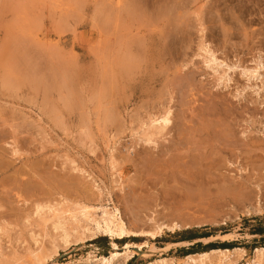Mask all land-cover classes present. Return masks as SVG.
<instances>
[{
    "label": "rangeland",
    "instance_id": "rangeland-1",
    "mask_svg": "<svg viewBox=\"0 0 264 264\" xmlns=\"http://www.w3.org/2000/svg\"><path fill=\"white\" fill-rule=\"evenodd\" d=\"M134 1L148 2L146 17L129 14L130 7L117 13L112 0H0V264H31V253L37 249L46 248L50 255L48 250L61 232L53 229L55 218L47 209L41 215L45 220L40 218L38 206L57 207L61 213L78 210L77 214L82 206L90 207L97 210V220L104 209L115 208L135 231H152L159 224L183 227L177 232L165 230L157 240L117 241L120 247L148 241L156 251L140 254L132 264L153 263L161 257L184 264L186 250L212 242L244 249L247 255L239 264H250L254 247L263 248L264 234H253L264 230V67L261 77L251 80L247 70L264 66V0H184L186 4L168 0L170 6L166 0ZM175 1V8L179 7L173 11ZM164 4L176 17L164 10ZM156 5L169 13L176 27L187 26L178 35L181 41L173 51L178 64L170 71L161 32L165 12L159 20ZM110 7L114 11H105ZM218 17L226 29H221L220 22L208 28V22ZM198 19L207 25L204 33L198 32ZM104 27L111 31L107 36ZM116 30L117 35L125 30L131 34L115 37V43L121 39L123 45H112ZM135 31L144 32L141 38L145 37L147 50L141 47L146 52L138 49L140 36L137 39ZM130 36L136 44H129ZM201 43L211 45L224 61L221 67L211 66L218 74L227 71L226 80H220L199 57ZM126 48L140 62L139 69L129 78L118 74L116 97L106 95L100 100L103 88H108L105 68L109 69L115 55L124 57ZM138 50L140 56L146 53L144 58L136 57ZM55 67L70 72L72 87L84 100L82 108L66 111L59 99V92L65 96L64 90L51 88L46 98L43 85L36 89L31 84L51 79ZM8 75L21 82L20 88H6ZM112 100L115 104L109 105ZM111 105L118 111V124L105 119ZM167 106L173 112L170 132L156 145L144 143L138 136L140 125ZM52 107L63 115V125L53 119ZM84 112L90 117L86 125L81 120ZM77 217L75 222L68 219L67 227H78L76 222L79 228L88 226L82 215ZM199 236L210 237L195 239ZM110 244V238L100 237L69 251L61 249L49 264H85L90 254L109 256Z\"/></svg>",
    "mask_w": 264,
    "mask_h": 264
},
{
    "label": "bare ground",
    "instance_id": "bare-ground-1",
    "mask_svg": "<svg viewBox=\"0 0 264 264\" xmlns=\"http://www.w3.org/2000/svg\"><path fill=\"white\" fill-rule=\"evenodd\" d=\"M104 1H106V0H104ZM113 2H112V6H113V8L116 10V12L118 13L120 10H122V9H125L126 7H130V8H132L133 9V11L130 9V11L128 10V13L129 14H131V13H136V14H134L135 15V17L137 18V16H139L140 15V17L141 18H143V17H146L147 16V10L149 11V8H148V5H146V4H148V2L147 1H145V2H147V3H144V2H137V1H134V2H132L131 3V0H130V2L128 1V0H112ZM142 1V0H141ZM150 1V0H149ZM163 1V0H162ZM165 1V0H164ZM170 1H172V0H170ZM184 0H182V2H183ZM185 1H187V0H185ZM184 1V2H185ZM136 2V3H135ZM152 2V1H151ZM157 2V1H156ZM166 2H167V4H168V0H166L165 1V4H166ZM173 2V1H172ZM188 2V1H187ZM194 2H195V0H194ZM137 4L138 6H136L135 4ZM175 3H176V1L174 2V4H172L171 6H173V11H175L174 9H177L178 7H179V5L177 6V8H175ZM135 6H134V5ZM151 4V3H150ZM154 3L152 2V5H153ZM158 4V3H157ZM162 4V3H161ZM161 4H159V6L161 5ZM163 5L162 7L163 8H165L164 6H166V5ZM170 4H171V2H170ZM170 4H168L169 6H170ZM180 5H182L181 3H179ZM185 4H186V2H185ZM107 4H105V6H103V7H107L106 6ZM151 5V6H152ZM167 5V6H168ZM99 6V5H98ZM166 6V7H167ZM184 6V5H183ZM134 7H135V9H134ZM154 7V6H153ZM155 7H157V8H159L160 10H159V12L155 15L156 17H159L160 15L161 16H163L162 15V12H165V11H171V15L172 16H174V14L172 13V10H170V9H164L165 11H163V9H162V11H161V8L160 7H158L157 5L155 6ZM181 7L182 6H180V9H181ZM137 8V9H136ZM151 8V7H150ZM187 8V7H186ZM213 8V7H212ZM104 9V8H103ZM107 9H112L111 7L110 8H105V11L107 10ZM152 9V8H151ZM155 9V8H154ZM153 9V10H154ZM172 9V8H171ZM214 9V8H213ZM101 10H102V8H101ZM113 10V9H112ZM126 10V9H125ZM183 10H184V8H183ZM210 10V9H209ZM104 10H103V12H105ZM114 11V10H113ZM132 11V12H131ZM157 11V10H156ZM185 11V10H184ZM94 12H96V11H94ZM94 12H92V13H94ZM122 12V11H121ZM120 12V13H121ZM127 12V11H126ZM207 12H208V10H207ZM219 11L217 10L216 11V14L218 13ZM111 13V12H110ZM115 13V12H114ZM114 13H112V15H114ZM118 14L119 16H121V14ZM138 13V14H137ZM176 13H177V11H176ZM183 13V12H182ZM186 13V12H185ZM198 13V12H197ZM210 14H213V12L211 13V12H209ZM97 14V13H96ZM103 14V13H102ZM116 14V13H115ZM123 14L125 15V13L123 12ZM130 15V16H134V15ZM163 14H165L162 18V20H164V18H166L165 20H164V25L162 26V40L164 41V58H165V64H166V67H167V69L170 71V69L171 68H176L177 67V62H175V60H174V57H173V51H174V48H176L175 46H176V44H178L177 42L180 40L181 41V39H178L179 37H178V35H180L181 36V31H184V29L185 28H187V26L185 27H183V25L182 24H180V28H178L179 26H178V24H177V22H176V25L178 26V27H176L175 26V23H173V22H175L174 20H171L169 17V13L168 12H165V13H163ZM201 14V13H200ZM111 15V17H113ZM137 15V16H136ZM198 15V14H197ZM95 16V15H94ZM127 14H126V18H127ZM143 16V17H142ZM149 16V15H148ZM169 16V17H168ZM198 16H202V15H198ZM197 16V17H198ZM110 17V15H108V18H107V16L104 18V19H109V21H110V19H113V18H109ZM116 17V16H115ZM115 17H114V19H115ZM129 17V16H128ZM139 17V18H140ZM174 17H176V16H174ZM221 17H222V15H221ZM152 18V17H151ZM150 18V19H151ZM179 18H181L180 16H179ZM178 17L176 18V20L177 19H179ZM217 18V17H216ZM214 19L213 20V23L211 22V21H209L208 22V25L209 26H207L206 25V23L204 22V24L208 27V28H211V25L213 24V25H217V23L218 22H220L221 23V29H224L225 27H226V24L225 23H223L224 21H223V19L222 18H220V17H218V21H217V19ZM106 19V21L105 22H107L108 20ZM125 21H126V19L125 18H123ZM153 19H154V17H153ZM202 19H203V17H202ZM208 19V18H207ZM100 20H102L103 21V18L101 19V17H100ZM132 20L134 21V17H132ZM136 20H138V22H140L141 21V19L139 20V19H136ZM158 20V19H157ZM159 20H160V17H159ZM158 20V21H159ZM121 20H120V18H118L117 19V22L119 23ZM151 21H153V22H155L154 20H151ZM198 21V27H199V29L198 30H200V31H198V32H200V33H204L205 32V30H207L206 28V26L202 23V20H200V19H198L197 20ZM205 21V20H204ZM111 22V21H110ZM109 22V23H110ZM122 22V21H121ZM121 22H120V24H121ZM131 22V21H130ZM129 22V23H130ZM108 23V22H107ZM106 23V24H107ZM107 24V26L109 25L110 26V24ZM114 23V22H113ZM145 23H147V26L150 24H148V21L146 22L145 21ZM145 23H143L144 24V26L143 27H145ZM156 23H158L157 21H156ZM163 23V22H162ZM180 23H182L181 21H180ZM103 24V23H102ZM101 24V25H102ZM135 24H137L136 22H135ZM159 24V23H158ZM42 25V24H41ZM104 25V24H103ZM119 25V24H118ZM117 24H116V26H118ZM131 25V24H130ZM138 25H140V24H138ZM182 25V26H181ZM112 26V25H111ZM132 26V25H131ZM150 26H152V23H151V25ZM113 27V26H112ZM112 27H111V29H112ZM121 27V26H120ZM120 27H116L117 28V30L120 32V30H124L123 28H120ZM125 27V26H124ZM133 27V26H132ZM131 27V28H132ZM141 27V26H140ZM161 27V26H160ZM159 27V28H160ZM184 28V29H182L181 30V28ZM191 27V26H190ZM206 27V28H205ZM105 28V27H104ZM103 28V29H104ZM115 28V29H116ZM127 28V27H126ZM136 28V27H135ZM109 29V28H108ZM110 29V30H111ZM138 29H139V27H138ZM152 29V28H151ZM194 29V28H193ZM196 29H197V27H196ZM226 29V28H225ZM105 30H106V28H105ZM104 30V31H105ZM117 30L116 31H114L115 33L117 32ZM127 31H128V29H126ZM124 31L125 33H127V31ZM136 30H137V28H136ZM188 30H190L189 29V26H188ZM210 30H212V29H210ZM107 32L106 33H104V34H106V36H107V34L109 33H111V31L110 32H108V30H106ZM130 31H131V29H130ZM151 31V30H150ZM114 32H112V34L114 33ZM122 32V31H121ZM123 32V33H124ZM136 32V31H135ZM186 32H187V30H186ZM228 32V31H227ZM118 33V32H117ZM117 33H116V35H117ZM123 33H122V36H123ZM130 33V32H129ZM129 33H127V35L126 36H128V35H131V34H129ZM148 33V32H147ZM185 32H183V35H185L184 34ZM223 33V32H222ZM134 34H136V38L138 39L139 37H137V36H140V39H138L137 40V43L139 44V46H138V49H139V47H143L144 46V48H145V50H147V48L145 47V37H142L141 38V36H143L144 35V32L143 31H139V32H136V33H134ZM114 36V34H113V38H121L122 36L121 35H117V36ZM133 35V34H132ZM118 36H120V37H118ZM204 36V35H203ZM211 36V35H210ZM133 37V36H132ZM135 37V36H134ZM133 37V38H134ZM149 37V36H148ZM183 37V36H182ZM181 37V38H182ZM185 37V36H184ZM105 38H107V37H105ZM116 38H115V41H111L112 42V45L113 44H117L118 42L116 41ZM128 38V37H127ZM110 39V38H109ZM122 39V38H121ZM121 39H118L119 41H120V43L119 44H117V45H119L120 46V44H122L121 43ZM126 39V38H125ZM131 39V40H130ZM185 39H186V37H185ZM128 40H130V41H128L129 42V44H131L132 45V43L134 42L135 43V38H134V41L132 42V38H131V36H130V38L128 39ZM184 40V39H183ZM123 41H124V39H123ZM122 41V42H123ZM179 41V42H180ZM214 41V40H213ZM107 42V41H106ZM109 42V41H108ZM107 42V44H110V43H108ZM114 42V43H113ZM115 42H117V43H115ZM127 41H125V43H128ZM202 42V41H201ZM133 43V44H134ZM183 43V42H182ZM136 44V43H135ZM123 45V44H122ZM131 45H128V46H130V47H132ZM20 46H22V45H20ZM108 46V45H107ZM125 47L127 46V45H124ZM134 46V45H133ZM180 46V45H179ZM116 47V46H115ZM135 47H136V45H135ZM142 47H141V49H142ZM112 48V46L110 47V49ZM120 48V47H119ZM123 48V47H122ZM23 49L24 50H26L24 47H23ZM108 48H106V50H107ZM113 49H114V47H113ZM127 49H129V48H126L125 49V53H123V52H121L122 51V49H119L120 51L119 52H121V53H123V54H125V56L122 54V56H124V57H122V58H119V55L117 56V55H115V56H117L116 58H115V56H114V58L112 59V56H111V63H112V61H114L112 64H109V66H108V63H109V61L108 62H106L105 63V66L107 65L108 67H109V69L107 68H105V75H104V79L106 80V82H107V84L108 85H106V84H104L105 86H108V88L107 87H105V88H103V95L102 96H100V100H101V97H102V99H107L106 98V95H107V97L108 96H110L111 95V98H114V96L116 97V95H114L115 93H114V91L115 92H117V88H116V86H117V84L116 83H118V77H117V75L118 74H121L122 76H128V78H129V75L130 74H132L133 73V71L134 70H137L138 71V69H139V67L137 68V63L139 64L140 62H138V60H135L136 58H132V56L131 55H129V53H128V50ZM151 49V48H150ZM160 49V48H159ZM21 50V49H20ZM131 49H129V51H130ZM143 50V49H142ZM141 50V51H142ZM145 50H143L144 52H146ZM176 50V49H175ZM27 51V50H26ZM113 51V50H112ZM115 51L116 50H114V53H115ZM127 51V52H126ZM139 51L140 50H138V52L136 53V57L138 58V57H143L144 58V55L146 54H144V55H142V56H140L141 55V53H139ZM150 51V50H149ZM200 51L202 52H200L201 54L199 55V57H201L202 59H203V61H205L204 63L206 64V65H208V67L210 68V69H212L213 70V72L215 73V74H218V72L216 71V68H214L213 66H211V65H215V64H217L218 65V67L220 66H223L224 65V61L222 62V61H220L217 57H216V52L211 48V45H206V43H201V49H200ZM108 52H110L109 50H107V53ZM132 52V51H131ZM144 52H142V53H144ZM16 53V52H15ZM140 55H139V54ZM158 53V52H157ZM22 54H24V51L22 52ZM33 54V53H32ZM109 54V53H108ZM112 54H113V52H112ZM116 54V53H115ZM119 54V53H118ZM128 54V55H127ZM131 54V53H130ZM24 55H26V53L24 54ZM132 55H134V54H132ZM175 55H177V54H175ZM174 55V56H175ZM107 56V55H106ZM32 58V57H31ZM107 58H109V56L107 57ZM143 58H140L141 59V61L142 60H144ZM15 61V60H14ZM38 61V60H37ZM22 62V61H21ZM143 62V61H142ZM55 63V62H54ZM19 64H21V63H19ZM182 64V63H181ZM184 64V63H183ZM258 65V64H257ZM19 66V65H18ZM106 66V67H107ZM227 66V65H226ZM259 67H257V68H255V69H253V70H247V73L250 75V80L251 79H253V78H258V77H261V75H260V70L264 67L263 65H258ZM69 68V67H68ZM136 68V69H135ZM51 69H52V67H51ZM65 69V68H64ZM61 72H60V71ZM67 70L68 69H66V71H63V70H61V69H58V68H54V72H53V70H51L52 72H53V75H51V79H48V78H45V81H43L42 79L40 80H38V81H33L31 84H33L34 86H35V88L37 89V88H39L40 87V85H43V89H44V91H45V93H44V95H45V97L47 98V97H49L50 95V90H51V88H60V90H64L65 91V96L63 95V97L61 96L62 94L59 92V99L61 98V100H62V102H63V104H64V108L66 109V111H74V110H76V109H78V108H82L81 107V102H83L84 100H81V96H80V94H78L77 92H76V90L74 91V87H72V86H74L73 84H75V83H73L74 81L72 80V76L67 72ZM70 70V69H69ZM107 70V71H106ZM114 70V71H113ZM112 71H113V73H112ZM224 70H222V72H223ZM172 72V71H171ZM227 73V71H224L223 72V74H218V76H219V79L220 80H223V79H225V74ZM247 74V75H248ZM73 75V74H72ZM102 76H103V74H102ZM131 77V76H130ZM135 77V76H134ZM36 78V77H35ZM218 79V80H219ZM35 80V79H34ZM48 80H50V81H48ZM219 80V81H220ZM226 80V79H225ZM231 80V79H230ZM102 81H104V80H102ZM122 81V80H121ZM20 81H18V83H19ZM30 82V81H29ZM47 82V83H46ZM105 82V81H104ZM17 82L15 83V81L14 80H12L11 79V76L10 75H8V76H6L5 77V79H4V84H5V86H6V88L7 89H12V90H17V87L18 86H20V83L18 84ZM103 83V82H102ZM23 84V83H22ZM17 85V86H16ZM76 86V85H75ZM255 87V86H254ZM13 88H16V89H13ZM18 88H20V87H18ZM107 88V91L105 90ZM258 89H260V86L259 87H257ZM256 88V90L258 91V89ZM54 90V89H53ZM57 90H59V89H57ZM122 90V89H121ZM11 91V90H10ZM43 91V90H42ZM43 91V92H44ZM259 92V91H258ZM51 93H52V91H51ZM108 93V94H107ZM113 95H112V94ZM47 95V96H46ZM57 96H58V94H57ZM99 96V95H98ZM97 96V97H98ZM44 97V98H45ZM45 98V99H46ZM53 98V97H52ZM110 98V99H111ZM98 99H99V97H98ZM47 100V99H46ZM48 100H49V98H48ZM94 100H96V102L98 101L97 100V98H95ZM99 100V101H100ZM170 100V99H169ZM90 101V100H89ZM46 102V101H45ZM49 102V101H48ZM111 102H114V104H115V101H110L109 102V105L111 104ZM48 104V103H47ZM50 104H51V102H50ZM107 105V104H106ZM113 105V104H112ZM111 105V106H112ZM52 106V104L50 105V107ZM83 106V105H82ZM54 107V106H53ZM52 107V109H50V111H51V114L53 115V119H55V122L57 123V125H63V120H62V116L63 115H61L59 112L60 111H58L57 109H56V107L55 108H53ZM98 107V106H97ZM83 108H84V106H83ZM111 108V109H110ZM104 109H106V108H104ZM109 110H107L106 111V117H105V119H106V121L107 122H110L112 125H114V123H119V119H118V116H117V118H116V115H117V113H118V111L116 110V108H114V106H112V107H109L108 108ZM82 110V109H81ZM110 110H112V111H110ZM161 111V110H160ZM89 112V111H88ZM115 112V113H114ZM159 112V111H158ZM104 113H105V111H104ZM114 113V114H113ZM81 114V113H80ZM79 114V115H80ZM86 114H85V112H84V114L82 113L81 114V116H82V121H83V124H87V121H89L88 119L90 118V117H88V119H87V115L85 116ZM115 115V116H114ZM151 115V114H150ZM172 116H173V112H172V109L170 108V107H165L164 109H162V111L160 112V113H157L156 115H154V116H148L149 117V122L147 121V124L145 123V122H143V121H141V122H143L140 126V130H142V133H141V135H138V136H140V140H142L144 143H146V144H155L156 145V142H157V140L159 139V138H163V137H165V135H166V133L167 132H170V130H171V128H172V126H173V122H172ZM52 117V116H51ZM55 117V118H54ZM147 117V118H148ZM81 118V117H80ZM118 120V121H117ZM117 121V122H116ZM104 122H105V120H104ZM131 124V123H130ZM83 126V125H82ZM106 126V125H105ZM31 128V127H30ZM87 128V127H86ZM221 128V127H220ZM138 129V130H139ZM84 130H86V133H87V129H85L84 128ZM196 131V130H195ZM85 132V131H84ZM136 134H139V132L137 133L136 132ZM178 137V136H177ZM156 141V142H155ZM189 174H191V173H189ZM195 175H197V174H195ZM194 175V176H195ZM190 176V175H189ZM197 177V176H196ZM195 177V179H197L198 180V177L196 178ZM189 178V177H188ZM190 178H191V176H190ZM192 178H193V176H192ZM192 181H193V179H191ZM197 180H195L196 182H197ZM195 181H193V182H195ZM224 190V189H223ZM232 190V189H231ZM248 192V191H247ZM244 196V195H243ZM249 199V198H248ZM79 206V205H78ZM77 206V207H78ZM82 206V205H81ZM261 206V205H260ZM259 206V207H260ZM47 207H49V206H47ZM80 207V206H79ZM78 207V208H79ZM83 208H82V211L80 212V213H78V214H80V216L82 215L83 216V219L88 223V226L87 227H85V228H79L80 227V225H78L77 224V222H76V226H78V227H75V228H73L71 225V227H67V226H69V225H67L68 224V222H67V220L68 219H74V222H75V219L76 218H78L77 216H78V214L76 213V212H74V213H70L69 212V210L68 211H65V209H64V211L65 212H63V213H61L60 211H59V209H56L57 207H54V208H44V206L43 207H41V206H38V208H37V214H39L40 216L42 215V212H44V210L45 209H47L50 213H52L53 214V216H54V218L55 219H53V220H55L54 222V228L53 229H55V231H57V232H61V234H60V239L58 240V241H54V245H53V247H52V249H50V250H48V251H50V255H48V253L46 252V248H45V250L44 249H42V250H39L38 251V249L36 250V251H34V252H32L31 253V255H32V262H31V264H49L50 262H54L55 261V259L59 256V250H64V251H69L70 249H72L73 247H78V246H81V245H85V244H88L89 242H93V241H95V240H98L100 237H108V238H110V241H111V244H110V247H111V252H110V254H109V256H97V255H93V254H90V255H88V257H87V259H85L83 262L85 263V264H129L130 262H132V260L133 259H135L137 256H140V254H144L145 252H149V253H155L156 251H154V249L152 250V249H150L149 248V243H148V241H146V242H144V243H140V244H137V243H126V244H124L122 247H120L119 246V244L117 243V241H123V240H126V239H131V238H141V237H147L148 239H152V240H157V238L158 237H160V235L161 234H163V232L165 231V230H167V231H170V232H177V231H180V230H182V226L181 225H179V224H173L172 226H168V225H157L154 229H152V231H135V230H132V229H130L129 227H128V225L124 222V220L122 219V217H121V215H120V212H119V210H117V209H115L114 208V210L113 211H111V210H108V209H104L103 211H102V217H101V219L100 220H97V219H95V217H96V209H92V208H90V207H84V206H82ZM262 207V206H261ZM79 209H81V208H79ZM255 212L256 213H260V212H262L260 209H255ZM254 212V213H255ZM46 213V212H45ZM36 214V215H37ZM47 215V214H46ZM68 215V216H67ZM38 216V215H37ZM39 218V217H38ZM40 218H42L43 219V217L41 216ZM39 218V219H40ZM100 218V217H99ZM98 218V219H99ZM43 220H45V217H44V219ZM31 224V223H30ZM53 226V225H52ZM1 230V229H0ZM36 243V242H35ZM39 245H40V243H39ZM39 247V246H38ZM42 248V247H41ZM39 249H40V247H39ZM156 249V248H155ZM158 253H159V251H158ZM246 255H247V253H246V251L244 250V249H241V248H235V249H233V250H213V251H210V252H206V253H201V254H197V255H190V256H187V257H185L184 258V264H239V261L241 260V259H243L244 257H246ZM216 257V263H214V261H213V259ZM213 258V259H212ZM1 260H2V258H0ZM159 259H161V261H156V262H153V263H148V264H174V259L172 258V259H168L167 257H161V258H159ZM3 262V264H5L4 263V261H2ZM15 263V262H14ZM17 263V262H16ZM7 264V263H6ZM145 264H147V263H145ZM250 264H264V249L262 248V249H259V248H257L256 250H255V259L250 263Z\"/></svg>",
    "mask_w": 264,
    "mask_h": 264
},
{
    "label": "trees",
    "instance_id": "trees-1",
    "mask_svg": "<svg viewBox=\"0 0 264 264\" xmlns=\"http://www.w3.org/2000/svg\"><path fill=\"white\" fill-rule=\"evenodd\" d=\"M264 234V230H258L256 231L253 235H263ZM210 236H199L195 239H205V238H209ZM262 247L264 248V238H262ZM237 248L234 244H230V243H223V244H220V243H209L205 246H203L201 243H198V244H195L192 246L191 249L189 250H186L184 253H183V256L187 257V256H190V255H196V254H201L199 252H202V253H206V252H210V251H213V250H232V249H235ZM258 247H254V249H257ZM150 249L151 246H150ZM184 258V257H183ZM136 259V258H135ZM133 259V260H135ZM132 260V261H133ZM129 264H132V262H130ZM140 264H143V263H140Z\"/></svg>",
    "mask_w": 264,
    "mask_h": 264
}]
</instances>
